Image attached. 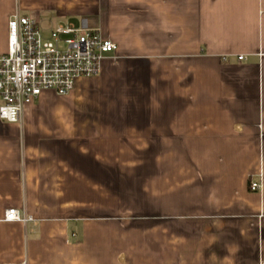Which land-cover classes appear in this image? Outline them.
Listing matches in <instances>:
<instances>
[{"label":"crops","instance_id":"crops-1","mask_svg":"<svg viewBox=\"0 0 264 264\" xmlns=\"http://www.w3.org/2000/svg\"><path fill=\"white\" fill-rule=\"evenodd\" d=\"M18 10L117 49L0 118V264H264V0H0V53Z\"/></svg>","mask_w":264,"mask_h":264},{"label":"built area","instance_id":"built-area-1","mask_svg":"<svg viewBox=\"0 0 264 264\" xmlns=\"http://www.w3.org/2000/svg\"><path fill=\"white\" fill-rule=\"evenodd\" d=\"M8 49L0 53V118L17 122L26 104L43 91L67 95L78 78L97 75L106 54L117 44L104 38L100 30L60 23L46 31L32 16L15 12L9 20ZM243 59V56H239ZM260 181H250V189H261ZM4 220L26 224L32 216L11 207Z\"/></svg>","mask_w":264,"mask_h":264},{"label":"rangeland","instance_id":"rangeland-1","mask_svg":"<svg viewBox=\"0 0 264 264\" xmlns=\"http://www.w3.org/2000/svg\"><path fill=\"white\" fill-rule=\"evenodd\" d=\"M81 23L80 22H77V25H80ZM42 27H44V28H46V26H44V25H42ZM48 33L45 31L44 32V37L46 38V37H48Z\"/></svg>","mask_w":264,"mask_h":264}]
</instances>
